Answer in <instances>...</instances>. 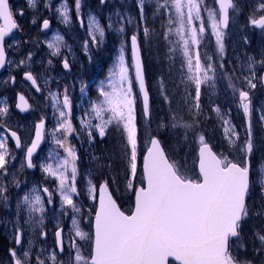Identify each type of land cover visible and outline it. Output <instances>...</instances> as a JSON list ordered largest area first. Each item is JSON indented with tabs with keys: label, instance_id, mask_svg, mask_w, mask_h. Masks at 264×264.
Masks as SVG:
<instances>
[{
	"label": "snow or ice",
	"instance_id": "snow-or-ice-1",
	"mask_svg": "<svg viewBox=\"0 0 264 264\" xmlns=\"http://www.w3.org/2000/svg\"><path fill=\"white\" fill-rule=\"evenodd\" d=\"M146 0H138L140 20H145L144 5ZM28 6L36 8L38 0H27ZM107 0H100L104 5ZM218 4V9L209 7L206 0H155V12L167 8L172 13L169 15L163 36L169 42V53L180 51L184 58L187 73L186 81L195 86V96L188 104L189 119L185 120L176 110L169 116V124L161 123L158 127L179 131L184 130L185 138L189 132L196 134V126L202 108L199 103L201 96V85L215 86L217 79H226L227 88L231 89L233 97L238 94L239 106L248 118L246 126V138L243 145H237L239 134L230 121L223 120L225 136L230 145L238 146L245 157L243 162L228 159L223 153L219 155L212 150L206 142L205 135L198 136L199 149V173L198 179H192L186 175V169L176 160H170L166 155L161 141L151 138V147L143 157L142 176L139 178V186L133 183L137 179V127L135 123L136 94L133 92V79L130 77L129 66L125 64L124 43L120 47L118 61L109 71L107 84L100 82L95 101L90 103V111L85 113L87 118H81V124L87 130L90 140L94 139L93 132H98L99 137L104 138L110 126H115L126 135L127 144L130 145V177L126 188L135 195V208L130 215L120 210L112 193L108 190L109 181L99 186V204L95 210L94 231L85 232L80 227V221L76 218L81 210L73 201V194L79 195L76 187L77 178V155L73 147L67 144L68 135L75 131L69 119L71 111V99L68 94V86L63 89L61 101L60 92L49 91L48 98L57 116V127L52 130L55 137L57 134L63 136L56 139L58 147L63 148L66 155L61 156L59 152L50 154L53 162L41 165L42 171L58 181L57 190L61 197V209L70 206L73 212L70 238L64 240L63 228L57 224L54 232L55 247L49 252L42 249L41 253L47 252L45 259H41L38 253L34 259L35 264H169V257L179 261L180 264H264V223L258 227L253 225L251 235L245 239L244 224L249 220L264 222V173L255 178L247 157L253 152L252 133V105L250 92L257 88V84L264 87V73L258 75L257 68H264V54L257 60L254 56H247L241 64L239 75L234 67L228 71L221 59L216 63L213 56L206 52L203 54V63L199 50L193 55L192 45H200L201 39L206 31L202 11L208 13L207 20L210 22L212 34L215 36L217 50L215 55L221 58L225 52L224 29L229 24V10H238L233 0H213ZM82 0H75V11L80 17ZM45 7H50L46 3ZM186 9V11H185ZM56 11L64 23L70 22V9L67 0H62ZM154 12V15H155ZM256 12H264V0L259 3L258 9L249 16L248 23L264 30V15L257 16ZM19 15H23L20 10ZM120 16V13H117ZM0 19L4 26H0V67L8 62L6 59V37L12 34L19 25L14 19V13L10 8L9 0H0ZM132 22L131 17H122ZM194 21H200L199 25ZM35 23V19L33 20ZM83 25V19L80 20ZM111 15L108 23L102 25L95 14H88L87 28L89 40H85L83 47L88 50L89 42L93 45L103 43L106 28H112ZM43 28H49V20H43ZM121 34L124 27L116 29ZM150 29L145 27L143 33L150 35ZM178 40L170 39L172 35ZM132 46V67L135 70V82L139 93L142 95L143 112L145 117L149 116V94L146 89L143 64L140 56L138 37L133 34L130 37ZM247 44V37L244 38ZM174 45V46H172ZM63 46V37L56 34L48 47L54 49L52 55H58ZM8 48L11 45H7ZM31 54H29V58ZM21 64L24 61H20ZM51 63V61H49ZM185 64H182L183 68ZM63 67L69 68V62L65 58ZM247 71L245 75L244 72ZM218 71L221 75L218 77ZM25 77L40 91L36 78L31 72H26ZM163 87V81H161ZM83 92L84 89L82 88ZM21 104L17 107L26 110L29 105L21 95ZM167 98V97H165ZM220 115V108L214 109ZM7 105L0 107V130L10 132V136L0 131V173H7L9 160V149L7 140L14 139L16 148L23 145L16 131L6 128L4 117L8 114ZM222 119V117H221ZM93 120L98 121L93 123ZM264 121V113L260 115ZM44 121L35 125V138L27 147L25 161L27 168H33V153L37 149L44 136ZM22 162V167H24ZM183 169V170H182ZM17 187L19 183L17 182ZM259 187V196L253 199L254 189ZM96 188L91 179L88 180L89 194L95 192ZM41 192L47 193V203H52V192L48 187H34L26 193L22 199L17 201V220L22 218L24 208L27 209V220L23 221L25 226L31 227L33 231L43 228L45 203ZM7 188L0 184V200L7 201ZM93 199L95 197L93 196ZM39 213V216L36 214ZM15 232L13 242L19 248L9 249L10 264H32L31 245L28 240L25 248L23 243L24 231L19 223L14 225ZM74 234V235H73ZM40 235L47 236V232L40 231ZM77 238L89 246L88 254L77 243ZM251 251L258 260L242 257L241 253ZM67 249L68 260H59Z\"/></svg>",
	"mask_w": 264,
	"mask_h": 264
},
{
	"label": "rangeland",
	"instance_id": "rangeland-1",
	"mask_svg": "<svg viewBox=\"0 0 264 264\" xmlns=\"http://www.w3.org/2000/svg\"><path fill=\"white\" fill-rule=\"evenodd\" d=\"M13 13L14 19L17 21L20 29V33L16 34L10 40L6 41V45H11L10 48H14L16 52H19V36L25 35L29 32V28L33 29L35 26H40V17L48 16L52 19V25L48 29V33L45 36V41L43 45L46 46L48 51H50L52 58L61 57L60 60L65 58L69 62V68L67 71L57 68L56 77L61 79L63 84L59 82H51V84L42 83V93L37 96L35 95L27 85L19 80H15V86L18 89L23 90L29 94L30 99L35 104L34 110L27 115V118H23L24 122L31 121L33 123L37 115H45L52 125L49 127L50 134L52 130L57 125V116L58 113L55 112L52 107L51 101L48 98L49 91L63 93L65 86H68V94L70 99L73 101L80 97L79 93L83 95L81 91V85L85 77V71L91 69L93 62L99 59L101 56L103 60L107 59L105 63V75L102 74L99 81L96 82L95 86L98 90L100 82L104 81L107 84V77L109 71L118 61L120 55V47L122 42L124 43V58L125 64L129 66V48H128V36L135 33V19L131 8H138V0H107V3L104 5L100 4V0H82L80 17L77 16L75 11V0H67L70 9V22L64 23L56 11L57 7L61 4L62 0H38L37 7L31 8L28 6L27 0H13ZM155 5V0H149ZM242 2L244 8H238V10L231 9L229 12V24L224 30V45L225 52L221 58L219 55H215L217 50V45L215 42V36L211 32L210 22L207 20L208 13L202 11L201 15L205 21L206 31L201 39V45L204 49V52L210 53L213 56V60L216 63L221 62V59L225 65V68L228 71H232L235 67L237 69V74L239 75V69L241 64L245 61L247 56H254L257 60L262 58L264 54V31L256 30L248 23L249 16L254 14V10L258 9L259 3L261 0H237V3ZM164 0H161L163 3ZM50 4V7H45V4ZM206 3L209 7L216 8L213 0H206ZM236 4V3H234ZM240 7V3L238 4ZM248 6V7H246ZM217 9V8H216ZM20 10L23 11V15L16 14ZM95 14L102 25L108 23V17L111 15V22L113 24L112 28H106L105 39L103 43L99 45H93L89 42L88 50L85 51L83 43L85 40L90 41L87 28V17L88 14ZM120 13V16L117 15ZM172 13L170 12V15ZM257 16L264 15V12H256ZM122 17H131L132 22L128 23L127 19H121ZM78 18L83 19L84 23L78 21ZM35 19V23L33 20ZM200 21H194V24L199 25ZM124 27V33L116 31V29ZM59 34L63 37V46L61 47L60 53L58 55H52L54 49L48 47V42L52 41L54 36ZM247 37L248 43L244 42V38ZM68 38V39H66ZM205 41L202 43V40ZM173 41L178 40V37L174 34L170 37ZM80 45V49H76V46ZM198 45H192L191 51L193 55L196 50L195 47ZM9 48V49H10ZM40 51L35 48H25V51H21L18 55L19 60H16L12 57L8 59L7 70L12 73L20 69H30L34 68L37 71V75L42 73L41 67L43 66L42 58L38 57ZM81 52H84V56L81 55ZM179 56L182 59L183 64H185L184 58L181 55L180 51ZM29 54L31 57L29 58ZM20 61H24L23 64ZM187 69L186 64L184 66ZM264 68H257L258 75L262 73ZM21 72V71H20ZM9 73V74H10ZM18 73V72H15ZM187 73V70L185 74ZM244 74H247L245 70ZM221 73L218 71L217 76L219 77ZM42 78L45 80V77L42 75ZM186 78V76H185ZM159 82L163 81V84L166 83L164 77L158 78ZM55 81V80H54ZM158 82V80H157ZM228 81L226 79H217L215 86L204 84L201 88L200 96V105L202 108V114L199 117V124L196 126V134L193 135L191 132L185 138L184 130L181 128L179 131L171 129L170 127L159 128L158 126L161 123L169 124V116L176 110H179L180 116H183L185 120L189 119L188 113V104L192 102L195 96V88L193 91L186 89L189 95H185L183 99L178 102L170 98L169 96L164 99V103L160 104H150L149 107V116L147 123L143 121L141 116V111L139 109V100L135 102L136 112L138 114L137 120L135 123L139 126V130L142 129V133L137 131V179L133 181L136 185L139 184V178L141 175L140 169V154L143 152L147 146L148 138L151 135L160 136L163 140L166 150L169 152V157L171 160H176L178 163L184 166L186 169V175L190 178L193 177L195 172V163H196V148L199 143L198 136L200 133L205 135V139H211V144L213 143L216 146L217 151L226 155L228 158L235 161L242 160L241 152L238 146L230 145L228 143L227 137L224 133V128L227 125L223 124V120L230 121V124L235 127L236 132L239 134L238 128L241 122H244L248 118L243 113L242 108L239 106V97L238 94L236 97H233L231 89L227 88ZM0 107L7 105L9 112L3 118L5 123L13 126L14 128L24 129L22 124V119L19 118L14 110L11 107V104L7 102L8 91L10 89L9 85V76L8 74L4 75L0 79ZM166 93V91H164ZM98 92L96 91L93 94V101L96 100ZM165 96V94H164ZM61 97V96H60ZM251 105H252V114L251 118L254 120L252 122V133H253V145L254 150L257 153V158H261L263 153L264 159V121L260 120V115L264 113V93L262 89L257 84V88L250 92ZM205 106V107H204ZM220 108V115L214 111L215 108ZM207 117L210 120V125L205 127V122ZM222 117V119H221ZM21 119V120H20ZM71 122H75L74 116H70ZM167 122H166V121ZM246 122V121H245ZM203 124V125H202ZM205 127V128H204ZM112 131V141L110 142V147L104 152L105 143L97 141L95 148L97 149V154L89 155L83 153L84 147L80 142L79 134L73 132L68 135L67 144L76 152L77 155V178H76V187L78 189L79 195L73 194V201L77 207L80 208V212L76 214V218L80 221V227L85 232H92L91 223L92 215L95 209L96 202V190L95 192L89 194L88 192V180L91 179L92 184L97 188V185L100 182L109 181V187L113 193L119 197L123 203L129 201L128 195L131 194V190L126 188L127 183L129 182L128 177H130V155L131 148L127 144L126 135L121 131V129L110 126ZM149 130V132H148ZM151 131L154 133H151ZM74 136L76 140L73 141ZM51 137L54 138L53 134ZM57 139H62L63 136L57 134L55 136ZM71 137V138H70ZM214 137V138H213ZM98 138V135L97 137ZM213 138V139H212ZM246 138V131L239 134V140L237 145H243ZM47 147L41 150V154L36 156L33 164L35 165L33 174L29 175L28 172L22 167V162H19L18 157L13 154V149L8 144L9 160L8 171L7 173H0V184L4 185L7 188V201L0 200V241H4V246L0 247V255H2V249L6 248V253L3 254V259L0 264H10L8 261V250L16 247L13 242V235L15 232L14 225L19 223L21 229L24 231L23 243L25 248L28 246V240H32L31 245V257L32 264H35L34 257L41 253L42 249H47L49 252L55 247L52 239L54 238V231L57 228V224L63 228V236L65 242L70 238L69 230L71 228V220L73 217V212L70 206H66L64 209H61V197L59 191L57 190L58 181L54 177L48 176V174L42 171L41 165L49 162H53L50 158V154L59 152L61 156L66 155L63 148H60L54 143L46 144ZM83 148V151L81 149ZM39 152V153H40ZM88 159H94L97 163L93 168H86L85 164ZM101 163V164H100ZM183 170V169H182ZM28 174V175H27ZM17 182L19 187H17ZM34 187L44 188L48 187L50 192H52V203H47V193L41 192V195L44 198L45 203V213H44V225L43 228H38L33 231L31 227L25 226L23 221L27 220V209L24 208L23 213L21 214L22 218L17 220L18 208L17 201L22 199V197L30 192ZM93 196L95 199H93ZM259 196V187L254 189L253 199ZM39 216V213L36 214ZM264 223L258 220H249L245 231V239H247L252 233L253 225L257 227ZM251 228V230H250ZM40 231L47 232V236L43 237L40 235ZM74 235V234H73ZM77 243L80 244L81 248L84 249V254H88L89 246L77 238ZM251 245L248 246V251L241 253V256L250 254ZM48 255L47 252L41 253V259H45ZM69 253L67 249L64 254L58 257L59 260H68ZM257 259V258H256ZM1 260V259H0ZM47 264H52V261L49 260Z\"/></svg>",
	"mask_w": 264,
	"mask_h": 264
},
{
	"label": "trees",
	"instance_id": "trees-1",
	"mask_svg": "<svg viewBox=\"0 0 264 264\" xmlns=\"http://www.w3.org/2000/svg\"><path fill=\"white\" fill-rule=\"evenodd\" d=\"M155 9V5L149 0H146L144 5L145 20L141 21L139 5L138 8H131L133 17L135 19V34H137L140 42L151 103L156 101L161 102L159 99L160 93L158 90L161 85L160 83H157L159 76L164 77L166 81V83H164L166 93L179 101L183 99L184 93L185 95L188 93L186 89L191 88V83L187 82L185 75H183L187 69L181 67L183 62L179 56V53H169V42L163 36L164 31L167 30L166 22L170 15V11L169 9L164 8L160 12H155ZM145 27L151 30L149 36H145L143 33V29ZM205 39L206 38L202 40V43L205 41ZM197 47L199 51L203 50L201 44ZM107 61V59L103 60L100 56L96 62H93V66L88 70V77L84 83V86L82 87L84 89L82 92L83 95H81L80 100L76 101L73 105V116L75 119V122H73L75 128L74 132L79 134L80 142L84 147V151L81 147L83 153L89 155L97 154V149L95 148L97 141L104 142L106 150L109 149L110 142L112 141V131L110 127L107 130L106 136L104 138L99 137L98 132H93L94 139L90 140L87 130L81 124V118H87L85 113L90 111V103L93 101V94L96 93L95 84L97 81H99L98 78H100L102 74L105 75V63ZM97 122L98 121L93 120V123ZM137 131H139V127ZM140 132L142 133L141 129ZM151 133L153 132L151 131ZM97 135L98 138H96ZM106 150H104V152ZM137 158H139V154L137 155ZM96 163L97 162L94 159H88L85 167L93 168ZM113 195L121 208H125V206L129 204L128 201L127 203H123V201L114 193ZM128 198L130 199L131 197L128 195Z\"/></svg>",
	"mask_w": 264,
	"mask_h": 264
},
{
	"label": "flooded vegetation",
	"instance_id": "flooded-vegetation-1",
	"mask_svg": "<svg viewBox=\"0 0 264 264\" xmlns=\"http://www.w3.org/2000/svg\"><path fill=\"white\" fill-rule=\"evenodd\" d=\"M233 2H235L236 4H237V6H238V8H241L239 5H238V3H237V0H233ZM239 2V1H238ZM246 7H248V6H246ZM44 19H48L49 20V25H51L52 24V19L50 18V17H48V16H44V18H43V16L42 17H40V27H39V38L37 39V41L38 42H40V43H42L43 41H45V36H46V34H47V32H45V31H43L41 28L43 27V20ZM260 31H264V30H262V29H259ZM7 51L9 52L10 51V49H8V47H7ZM10 72L9 71H7V72H5V73H3L1 76H0V79L4 76V75H6V74H8V76L10 75L9 74ZM35 77H36V80H37V83H38V85H39V87H41L42 86V83H41V81H43V80H40V79H37V74H36V71H35V69L33 68L32 69V72H31ZM21 77H22V75H20V79H21ZM16 78H17V75H15V76H13L12 75V77L11 78H9V85H10V87L11 86H13L14 85V81L16 80ZM20 81V80H19ZM0 88H3V87H1L0 86ZM19 91H22V93L26 96V98L28 99L27 101H29V103L31 104V106L34 108L35 107V104H34V102L30 99V95L29 94H27L26 92H24L23 90H18V89H16L15 91H14V93L13 94H11V92L10 91H8V103H10V104H13L14 105V101H15V95H16V93L17 92H19ZM1 97V96H0ZM1 99V98H0ZM29 114V113H28ZM27 114V115H28ZM27 115H17L19 118H21L20 120L22 121V124L25 126L24 127V129L22 130V129H20V128H14L13 126H11V125H9V124H7V123H5L6 124V127L7 128H9V129H11V130H13V131H16L17 132V135L19 136V138H20V140H21V143H22V145H23V147L22 148H19V149H16L15 148V146H14V144H13V142H11L9 139H8V144H9V148L11 147L12 149H13V154L15 155V156H17L18 157V160H19V162H23L24 163V169L28 172V174L29 175H32L33 173V170H34V167L32 168L33 170L31 171V168H27L26 167V161H25V152H26V149H27V147L31 144V141H32V137H33V133H34V129H35V125L37 124V123H40V121L41 120H43L44 121V124H45V128H44V136H43V143H42V147L39 149V151H38V153L34 156V157H32V162L35 160V158H36V156H38V155H40L41 154V150H43V149H45L46 147H47V145L46 144H48V143H50V144H52V143H54V141L57 139L56 137H54V138H52L51 137V134H50V131H49V126H48V123H50V120H47V118H46V116L45 117H35V119H34V121H33V123L31 122V121H29L28 123L27 122H24V119L23 118H27ZM246 121V122H245ZM244 122H241L240 123V126H239V128H238V131H239V134H240V137H241V134H243L245 131H246V126H247V122H248V119L247 120H245ZM251 121L253 122L254 120H252V118H251ZM254 123V122H253ZM0 131H4V130H0ZM41 151V152H40ZM40 152V153H39ZM241 158H242V160H244V156L241 154ZM247 159H248V162H249V164H250V167H251V171H252V175H253V177L255 178L256 176H258L259 174H261V173H264V159H263V153L261 154V158L260 159H258L257 158V153H256V151L254 150V148H253V152L251 153V155L250 156H248L247 157ZM27 174V175H28ZM52 242L54 243V245H55V242H54V238L52 239ZM2 246H4V243H2L1 244V246L0 247H2ZM2 251V255H0V262L2 261V259H3V254L4 253H6L7 251H6V248L5 249H2L1 250ZM8 254H9V251H8ZM9 259H8V261H7V263H10V256L8 257ZM254 258H257V259H259V257H254Z\"/></svg>",
	"mask_w": 264,
	"mask_h": 264
},
{
	"label": "water",
	"instance_id": "water-1",
	"mask_svg": "<svg viewBox=\"0 0 264 264\" xmlns=\"http://www.w3.org/2000/svg\"><path fill=\"white\" fill-rule=\"evenodd\" d=\"M217 5V7H218V4H216ZM0 22H1V26H4V21L2 20V19H0ZM15 30V29H14ZM13 30V31H14ZM11 35V34H10ZM7 38V37H6ZM129 49H130V60H131V65H133V58H132V46H131V40L129 39ZM140 56H141V54H140ZM142 60V59H141ZM3 69V67H0V71ZM132 69H133V74H134V79H135V70H134V68L132 67ZM24 78L26 79V77L24 76ZM27 80V79H26ZM27 82H29L30 84H31V86L33 87V88H35V86L34 85H32V83H31V81H29V80H27ZM135 84H136V82H135ZM136 87H137V90H138V94H139V97H140V103H141V107H142V113H143V115H144V112H143V100H142V95L139 93V88H138V85L136 84ZM264 88V87H263ZM20 95H18V98H17V104H16V110L17 111H19L20 113H25L27 110H28V108L26 109V110H21V108H19V107H17V105H19V104H21L22 103V101L20 100ZM144 117H145V115H144ZM7 133L10 135V132H8L7 131ZM34 138H35V133H34ZM14 140V139H13ZM41 145V142H40V144L38 145V147H37V149L39 148V146ZM151 147V139L149 140V142H148V146H147V148H146V150H145V152H144V154H143V157H144V155H146L147 154V150H148V148H150ZM37 149L35 150V152L33 153V155L37 152ZM199 149H200V146H199V148H198V150H197V155H198V158H197V164H196V170H197V173H199ZM143 157H142V165H141V169H142V167H143ZM102 184V183H101ZM100 184V185H101ZM99 185V186H100ZM109 190V189H108ZM99 195H100V191H99V187H98V191H97V198H96V208L98 207V204H99ZM134 208H135V195H134V197H133V208H132V210H131V212L134 210ZM131 212H130V214H131ZM129 214V215H130ZM94 217H95V213H94ZM94 223H95V221H94V218H93V226H92V228H93V231H94ZM169 259H171V260H173L175 263H177V264H180V262L179 261H176V260H174V258H172V257H169Z\"/></svg>",
	"mask_w": 264,
	"mask_h": 264
}]
</instances>
